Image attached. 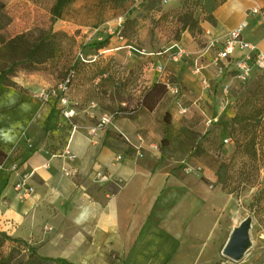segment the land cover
Here are the masks:
<instances>
[{
    "label": "crops",
    "instance_id": "0c3cea01",
    "mask_svg": "<svg viewBox=\"0 0 264 264\" xmlns=\"http://www.w3.org/2000/svg\"><path fill=\"white\" fill-rule=\"evenodd\" d=\"M201 3L204 15L212 17L204 34L207 42L246 22L243 37L264 51V24L254 11L264 0ZM181 44L194 57L206 54L207 64L198 60L202 69L193 70L205 91L203 70L214 68L217 49L200 47L187 33ZM169 62L174 61L160 58L163 70H150L149 88L166 82ZM186 63V56L176 62L185 71ZM171 70L184 85L191 84L182 80L183 71L175 66ZM75 81L69 100L77 112L71 120L61 113L58 101L44 102L35 95L56 83L47 84L36 75L17 76L15 86L0 83V149L6 153L0 166V231L28 243L38 256L69 264H264V255L238 262L216 260V246L208 239L223 192L212 178L208 184L195 175H167L159 165L162 129L148 114L153 112L118 115L97 137H90L89 127L106 110L99 105L91 110V101L83 105L76 100ZM141 137L144 142L137 151ZM67 147L74 158L64 154ZM118 155L123 158L118 160ZM27 172L32 176L26 184L35 192L24 198L16 185ZM100 173L105 177L99 178Z\"/></svg>",
    "mask_w": 264,
    "mask_h": 264
},
{
    "label": "rangeland",
    "instance_id": "374dc122",
    "mask_svg": "<svg viewBox=\"0 0 264 264\" xmlns=\"http://www.w3.org/2000/svg\"><path fill=\"white\" fill-rule=\"evenodd\" d=\"M1 1L9 23L0 33V49L2 40L25 32L35 39L59 31L62 41L56 56L37 70H30L27 61L17 62L19 52L12 57L0 50V72L15 69L13 80L36 75L57 84L74 69V98L81 104L95 101L113 113L153 112L148 114L162 129L160 167L176 179L195 175L208 184L213 179L223 192L208 239L216 246V260L238 262L264 255V73L255 69L241 80L219 61L203 70L208 83L204 91L193 70L200 66L198 60L205 65L209 60L205 53L194 57L196 53L181 44L187 33L200 47L207 45L204 34L212 17L204 15L201 0ZM257 16L264 24V6ZM179 47L186 50L187 70L169 62L166 81L183 86L189 110L181 114L165 87L158 89L165 93L159 103L148 110L143 105L150 89L147 75L159 70L160 58L173 61L170 54ZM171 66L183 71L182 80L191 84L184 85ZM244 218L251 223V243L242 258L234 260L223 251ZM11 249L5 244L2 253L13 254L12 264H25L32 257L22 247L13 253Z\"/></svg>",
    "mask_w": 264,
    "mask_h": 264
},
{
    "label": "built area",
    "instance_id": "2783aa9c",
    "mask_svg": "<svg viewBox=\"0 0 264 264\" xmlns=\"http://www.w3.org/2000/svg\"><path fill=\"white\" fill-rule=\"evenodd\" d=\"M259 9L260 8H255L254 11L259 12ZM246 26V22H242L237 27L231 29L224 38H212L207 42L206 45L208 49H217V53L213 59V62L218 63L219 61H221L228 66L232 65L237 77L241 80H247L255 69L264 72V51H260L256 45L247 41L243 37V31ZM237 53H240L239 56L237 55ZM184 56H186V50L181 47L171 52L170 54V58L174 62H180L184 58ZM159 69L163 70V67L160 66ZM201 69V66H197L196 72L199 73ZM76 76V71L72 69L67 73L66 77L62 81L52 87L37 91L35 95L44 102H49L51 100L58 101L61 106V113L66 118L71 120L72 118H74L77 112L76 109L71 106L69 100V95L72 90L74 81L76 80ZM165 83L167 87V93L174 98V102L177 105L180 113L186 114L188 112V108L183 104L181 99L182 87L179 84L169 81H166ZM203 84L205 87H207V79H203ZM88 108L91 110L97 109L98 103L95 101H91L88 104ZM134 113L135 110L127 111L125 113H113L110 111L100 112V115L96 117L95 124L89 127L88 133L90 137H97L99 135V131L106 129L108 125L112 124L116 116L122 114L128 116L133 115ZM123 136L127 141H129V138L127 136ZM143 142V137H141L139 139V143L135 145L137 151L141 150ZM225 142L228 143L229 140L225 139ZM64 154L66 156H69L70 158H74V156L71 155L68 147L65 149ZM122 158V155L117 156L118 160H121ZM13 169H17L16 165H14ZM64 172L66 175H72L69 170H64ZM31 176V172L23 174L22 178L16 185V189L21 197L25 198L35 192L34 186L26 184V181H28ZM104 177L105 175L103 173L99 174V178Z\"/></svg>",
    "mask_w": 264,
    "mask_h": 264
},
{
    "label": "trees",
    "instance_id": "16d2710c",
    "mask_svg": "<svg viewBox=\"0 0 264 264\" xmlns=\"http://www.w3.org/2000/svg\"><path fill=\"white\" fill-rule=\"evenodd\" d=\"M8 23L9 16L5 12V4L0 0V33L5 27H7ZM43 33L42 35H40V37H37L35 39H32L34 38L32 36V33L25 32L8 40H2V47L0 50L7 52V54L12 57L15 52H19L20 55L17 59V62L27 61L30 64V70H37L40 65L47 63L56 56V54L60 50L62 41V33L59 31L52 30L47 33ZM108 42V40L101 42L98 48H103L108 44ZM15 73V69H11L9 71H1L0 83L15 86L16 83L13 80V76ZM262 79L264 80V76ZM160 87H165L167 92L166 83L157 82L144 95L143 105L148 110H153L163 97V94H165L163 92H158V89ZM133 115H128V117H132ZM5 158L6 153L2 149H0V166ZM5 244H9L12 246L11 253L15 252L21 247L27 249L29 255H31L32 257H30L25 264H45L43 263V261H48L55 264L59 262H66L63 259L43 258L41 256H38L34 248L30 247L28 243L15 237H12L6 232L0 231V264L13 263V254L4 255L2 253V248Z\"/></svg>",
    "mask_w": 264,
    "mask_h": 264
},
{
    "label": "water",
    "instance_id": "95a60500",
    "mask_svg": "<svg viewBox=\"0 0 264 264\" xmlns=\"http://www.w3.org/2000/svg\"><path fill=\"white\" fill-rule=\"evenodd\" d=\"M250 228L251 223L246 219L233 229L223 251L226 256L234 260H240L242 258L244 253L250 247Z\"/></svg>",
    "mask_w": 264,
    "mask_h": 264
},
{
    "label": "clouds",
    "instance_id": "9594fccd",
    "mask_svg": "<svg viewBox=\"0 0 264 264\" xmlns=\"http://www.w3.org/2000/svg\"><path fill=\"white\" fill-rule=\"evenodd\" d=\"M4 138H5L6 141L11 140V137H9V136H7V135H5Z\"/></svg>",
    "mask_w": 264,
    "mask_h": 264
},
{
    "label": "bare ground",
    "instance_id": "6f19581e",
    "mask_svg": "<svg viewBox=\"0 0 264 264\" xmlns=\"http://www.w3.org/2000/svg\"><path fill=\"white\" fill-rule=\"evenodd\" d=\"M245 220H246V218H244L240 223H242V222L245 221ZM240 223H239V224H240ZM236 227H237V226H236Z\"/></svg>",
    "mask_w": 264,
    "mask_h": 264
}]
</instances>
